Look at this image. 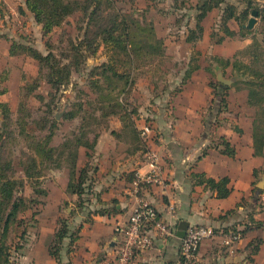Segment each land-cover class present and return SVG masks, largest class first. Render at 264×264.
<instances>
[{
  "label": "crops",
  "instance_id": "0c3cea01",
  "mask_svg": "<svg viewBox=\"0 0 264 264\" xmlns=\"http://www.w3.org/2000/svg\"><path fill=\"white\" fill-rule=\"evenodd\" d=\"M236 1L227 0L236 6V15H240L245 5L243 0ZM256 1L264 10V0ZM199 2L194 6L196 14ZM225 7L226 3H221L208 13L203 20V34L197 40L188 39L195 27L191 20L185 30L170 29L171 34L169 29L164 33L156 30L164 40L166 54H170L166 37L177 35L181 40L184 36V42L192 46L206 44L207 49L210 47L209 54L214 55L204 65L189 59L183 76L166 79L161 86L159 78L142 85L139 88L144 102L138 103L134 93L139 86L137 77L130 92V100L137 108L133 114L135 124L126 126L119 116L105 118L100 112H93V118L100 121L89 125L85 132L91 133V138L98 133V137L94 148L89 149L91 156L86 155V147H81L78 161L79 167L87 162L91 165L86 203L83 208L77 207L79 197L67 190L66 170L57 177L60 197L51 201L55 211H59L65 200L70 203L69 211L77 207L75 216L69 219L75 239L67 237L62 243L61 264L111 263L122 239V227L140 200L151 201L162 220L172 221L176 235L162 237L152 232V247L138 252L132 264H184L180 256L182 238L178 235L182 221L189 226L211 225L218 230L215 237L202 241L196 261L190 264H264V187H259L261 182L264 186V150L256 152L257 107L248 103L249 91L242 82L246 79L234 66V61H240L264 69V51L256 52L260 58L254 62L256 44L264 50V35L258 32L262 16L258 14L254 27L246 34L242 28L249 19L244 25L235 18L229 19L227 24L232 34H228L222 22ZM170 14H175L174 8ZM193 19L196 24V15ZM200 51L206 53L198 48ZM228 60L231 62L227 63ZM226 67H231L238 77H225ZM191 68L193 71L187 76ZM149 73L147 78H153ZM213 73L216 81H212ZM219 74L232 82L224 83ZM215 100L219 104L214 105ZM145 123L152 125L148 140L138 134ZM221 137L231 143L235 155L223 151ZM143 142L145 149L160 153L166 181L164 185H143L134 192V176L147 169ZM198 174L216 180L228 177L230 194L219 197L217 190L198 181ZM170 205L175 206L174 215ZM58 226V221L53 220V225L43 228L45 238L41 239L42 247L32 250V264H58L49 252ZM233 227L246 232L230 247L223 243V235L225 229ZM47 235L51 236L49 240Z\"/></svg>",
  "mask_w": 264,
  "mask_h": 264
},
{
  "label": "trees",
  "instance_id": "16d2710c",
  "mask_svg": "<svg viewBox=\"0 0 264 264\" xmlns=\"http://www.w3.org/2000/svg\"><path fill=\"white\" fill-rule=\"evenodd\" d=\"M244 1L246 2L245 7L240 15H236V6L227 0L199 2L196 5L198 10L196 24L191 29L188 39L197 40L202 36L203 20L213 8L221 3H226L222 22L228 34H232L227 24L229 19L235 18L244 25L252 10L257 9L258 14L262 16L258 32L264 35V10L256 0ZM117 2V0H25L27 9L42 26V33L48 45L57 28L61 27L71 16L78 15L79 20L82 21V37L78 41L70 42L68 59L66 56L60 58L49 46L48 51L44 53L28 43L13 41L11 44V55L26 54L38 61L40 75L52 88L59 90L61 87L69 85L73 72L80 70L90 56L98 53L101 46L107 47L108 59L93 66L89 74L88 86L94 96L91 95L86 100L77 101L76 109L67 113L66 118L70 120L79 117V113L87 107L94 113L100 112L105 118L119 116L126 126H132L136 123L133 114L137 113V108L130 100V92L137 82L139 70L147 67L150 70L157 59L164 63L166 47L164 40L157 35L154 23L135 17L132 12L118 7ZM242 29L243 34L251 32L245 26ZM258 51L263 54L264 50L259 44H256L254 51V60L256 61L254 62H259L260 54H256ZM230 62V60L227 61V63ZM161 63L158 67L156 66L155 71L159 70ZM234 66L246 79L242 82L249 91L248 103L257 107V115L254 119V144L256 152L261 153L264 150V69L240 61H234ZM192 71L193 68L188 70L186 75L190 76ZM37 86L38 83L34 85V87ZM212 86L216 89L215 83H212ZM6 91L7 89L1 90L0 95ZM222 104L225 106V99ZM25 105V102L20 103L21 113L26 110ZM0 110L3 113L2 130H4L9 127L12 116L8 103L1 99ZM86 119L87 117L82 116L84 121L80 127L81 132L76 135V138L64 141L59 147L51 145L53 131L36 140V153L30 156L29 164L25 163L24 165L25 174L32 180L37 191H40L39 186L45 173L44 170L48 168L49 163L55 164L56 168L67 166L69 174L67 190L78 195V208H83L86 203L85 194L91 171L89 162L82 167L78 165L80 148L86 147L88 149L86 155L91 156L89 149L94 148L98 133L91 138L85 131L89 125L98 124L100 121L97 117L85 121ZM138 134L140 135L141 131ZM5 137V132H1L0 264H10L12 242H14L13 231H16L19 225L24 224L23 214L28 209L27 199L19 195L25 186V181L14 177L12 161L6 160L4 157ZM143 144V149L148 150L145 149L144 142ZM220 144L223 145V151L226 154L235 155V149L225 137L220 138ZM196 176L200 183H206L210 188L217 190L219 197H227L230 194L228 177L216 180L208 178L204 174ZM158 217L160 218L159 212ZM58 224L59 227L55 231L52 243H50L49 252L57 259L58 264H61L62 243L67 237L73 241L76 233L70 229L69 217L59 218ZM238 229L236 227L225 229L224 233L234 232ZM240 231L245 233L246 229ZM216 232H218L217 229ZM25 233L26 229H23L20 236Z\"/></svg>",
  "mask_w": 264,
  "mask_h": 264
},
{
  "label": "rangeland",
  "instance_id": "374dc122",
  "mask_svg": "<svg viewBox=\"0 0 264 264\" xmlns=\"http://www.w3.org/2000/svg\"><path fill=\"white\" fill-rule=\"evenodd\" d=\"M117 1L118 7L132 12L135 17L152 21L157 32L164 33L169 29L171 34L172 31L185 30L190 20L192 26L195 25L193 17L196 15V9L194 6L197 1L203 0ZM243 3L245 5L246 2L243 0ZM172 8L175 9L174 15L170 14ZM81 25L82 21L79 20L78 15L71 16L68 21L57 28L48 45L42 33V26L26 8L25 0H0V91L7 89L0 95V99L8 103L12 116L9 127L2 130L3 113L0 110V133L5 132L4 157L12 161L14 177L25 181V186L19 195L28 201V209L23 214L24 224L19 225L16 231H13L14 242H12L10 264H32V250L37 246L42 247L41 239L45 238L43 228L53 225V220L59 221V218L63 217L71 219L75 216L77 207L74 206V209L69 211L67 208L70 203L67 200L60 205L59 211L52 210L51 201L60 197L58 174L62 176L63 170L67 172V166L56 168L55 164L49 163L48 168L44 170L45 173L39 186L40 191H37L32 180L26 176L24 165L25 163L28 165L30 156L36 153V140L53 131L51 145L59 147L68 139L74 140L81 132L79 127L84 121L82 116L87 117L85 121L93 118V112L87 107L79 113V117L73 120L66 116L69 111L76 109L77 101L86 100L91 95L94 96L88 86L90 71L93 66L108 59L107 47L103 45L96 55L86 60L80 70L73 72L69 85L56 90L40 75L37 60L26 54L11 55L10 47L13 41H17L31 44L46 53L49 46L60 58L66 56L68 59L70 42L78 41L82 37ZM166 38L170 54H166L167 56L163 59L164 63L157 59L150 70L147 69L148 67L139 70V86L134 91L137 103L138 101L144 102L140 96L139 87L143 88L152 79L157 78L161 80V86L166 79L183 76L184 65L189 59L194 63L204 65L209 63L214 55L209 54L210 47L207 49L206 44L199 43L198 46L187 44L183 40L184 36L182 40L177 35H170ZM197 47L205 49L206 53L198 52ZM160 63V69L155 71ZM149 72L153 78H147L150 76ZM214 73L212 81L217 80ZM224 76L232 79L238 77L231 67H226ZM36 83L38 86L34 87ZM22 102H25L26 110L21 113L20 103ZM216 102L219 104V101L215 100L214 105ZM88 135L92 136L91 133H87ZM23 229H26V233L20 236ZM46 238L49 240L51 236L47 235Z\"/></svg>",
  "mask_w": 264,
  "mask_h": 264
},
{
  "label": "built area",
  "instance_id": "2783aa9c",
  "mask_svg": "<svg viewBox=\"0 0 264 264\" xmlns=\"http://www.w3.org/2000/svg\"><path fill=\"white\" fill-rule=\"evenodd\" d=\"M141 135L148 140L152 134V125L145 123L141 128ZM147 169L137 172L133 181L134 192H138L143 185H164L166 178L161 163L160 153L152 148L145 152ZM264 200V194L262 196ZM174 215L175 206H169ZM241 228L237 231L225 233L223 243L228 246L234 245L242 238ZM156 231L159 236L169 237L176 235V229L172 221H164L158 217L155 205L149 200H140L130 215L127 223L122 227V239L114 260L109 264H132L133 258L138 252L152 247ZM217 235L215 227L211 225H192L186 230L182 238L180 256L184 264L194 263L198 256L200 244L205 239Z\"/></svg>",
  "mask_w": 264,
  "mask_h": 264
},
{
  "label": "water",
  "instance_id": "95a60500",
  "mask_svg": "<svg viewBox=\"0 0 264 264\" xmlns=\"http://www.w3.org/2000/svg\"><path fill=\"white\" fill-rule=\"evenodd\" d=\"M257 16H258V10L257 9H253L251 17L249 18V21H248V23L245 26L247 28H249V29H252L254 27L256 21H257ZM219 78H220V80H222L224 83H227V84L232 82V80L224 78L222 76V74H219ZM259 187L260 188L264 187L262 182L259 184ZM188 227H189V223H187L186 221H182L180 223L178 235L181 238H183L185 236V233H186V230H187Z\"/></svg>",
  "mask_w": 264,
  "mask_h": 264
}]
</instances>
